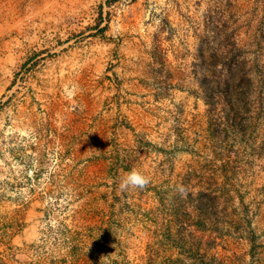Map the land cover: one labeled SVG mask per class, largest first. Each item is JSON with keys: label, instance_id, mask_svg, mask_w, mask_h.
Segmentation results:
<instances>
[{"label": "rangeland", "instance_id": "obj_1", "mask_svg": "<svg viewBox=\"0 0 264 264\" xmlns=\"http://www.w3.org/2000/svg\"><path fill=\"white\" fill-rule=\"evenodd\" d=\"M0 264H264V0H0Z\"/></svg>", "mask_w": 264, "mask_h": 264}, {"label": "clouds", "instance_id": "obj_2", "mask_svg": "<svg viewBox=\"0 0 264 264\" xmlns=\"http://www.w3.org/2000/svg\"><path fill=\"white\" fill-rule=\"evenodd\" d=\"M149 183L150 179L147 176L136 169H132L120 178L118 188L121 193L127 192L130 189L143 190L149 185ZM176 191L181 197L187 195L186 190L182 185L179 186Z\"/></svg>", "mask_w": 264, "mask_h": 264}]
</instances>
